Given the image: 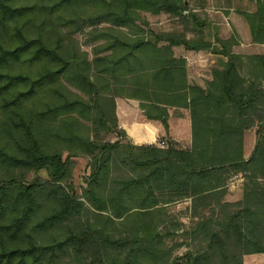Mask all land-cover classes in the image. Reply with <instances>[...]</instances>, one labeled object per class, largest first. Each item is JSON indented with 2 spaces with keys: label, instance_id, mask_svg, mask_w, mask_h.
<instances>
[{
  "label": "trees",
  "instance_id": "trees-1",
  "mask_svg": "<svg viewBox=\"0 0 264 264\" xmlns=\"http://www.w3.org/2000/svg\"><path fill=\"white\" fill-rule=\"evenodd\" d=\"M86 7L93 58L53 18ZM142 11L204 25L185 0H0V264H244L264 253V54L140 33ZM244 16L264 44V0ZM179 46L225 59L205 86L191 83ZM117 96L141 101L138 120L164 146L132 142ZM77 157L91 169L82 195ZM40 171L48 178H27ZM234 177L243 193L231 201ZM185 200L196 248L175 256L169 207Z\"/></svg>",
  "mask_w": 264,
  "mask_h": 264
},
{
  "label": "rangeland",
  "instance_id": "rangeland-1",
  "mask_svg": "<svg viewBox=\"0 0 264 264\" xmlns=\"http://www.w3.org/2000/svg\"><path fill=\"white\" fill-rule=\"evenodd\" d=\"M185 1L189 4V12L198 14L200 23L204 24L203 28L202 26H199L201 30L195 28L192 23L187 27L183 18L179 16H174L165 12L153 14L148 11H142L143 18L148 21L149 24L147 25L143 23V20H139L138 24L141 28L137 31L145 33L146 35L149 34L151 30L159 33H186L188 38L199 39L200 37L205 41L213 43L217 47H222V40L226 41L230 39V41L234 43L232 49L235 53L243 56L258 54L257 52L259 51L264 53V47L261 49L245 48L242 44L243 41H245L243 37L246 36V25L249 26L244 13L256 10V0ZM92 12L93 8L91 7H86L80 11L73 9H67L66 11L57 10L53 17L58 22V26H61L60 29L62 30L63 35L66 36V38L73 37V39L78 42L81 49L89 53L90 58H93L94 49V42H90L91 37L89 34L92 26L86 22L85 18ZM80 17L82 19H80ZM62 21L67 23L64 24ZM177 48V53H183L186 51L184 46H179ZM200 52L204 54V57L199 58V64H204L198 65L195 63L194 65H191L190 70L188 67V73L192 75L194 83H197V79L199 78L205 81L207 80L205 76H203V73L211 74L213 76V69L220 66L221 61L225 59L221 55L213 53L211 49L200 50ZM199 72L201 74H199ZM255 134L256 128L247 132L246 139L247 141L249 139L250 145H253ZM114 137V135H109L107 136V139H114ZM74 161L73 181L78 194L82 195L83 189L87 186L86 179L91 170L89 167V159L86 157H77ZM33 176H40L43 179L48 178L46 171H40L37 174L31 172L27 175V178L31 179ZM230 182H232L230 185V192L226 199L231 201L238 200L242 195L241 182L238 178L232 179ZM169 210L171 216L168 221L170 228L174 230V232L166 239V246L173 250L175 256L183 255L189 249L196 248V243L188 234L193 220L190 211V201L185 200L174 202L170 205Z\"/></svg>",
  "mask_w": 264,
  "mask_h": 264
},
{
  "label": "crops",
  "instance_id": "crops-1",
  "mask_svg": "<svg viewBox=\"0 0 264 264\" xmlns=\"http://www.w3.org/2000/svg\"><path fill=\"white\" fill-rule=\"evenodd\" d=\"M247 24V23H246ZM246 36L243 37L245 41H243V45L245 48H259L261 49L264 47V44H255L252 42V36L251 31L248 25ZM175 54L177 57H183L187 62V70L191 65H194L197 63L198 65L204 64L200 63L199 61L201 57H204V54L200 51H194V50H186L183 53H177L178 48L175 47ZM258 54H264L262 52H257ZM196 64V65H197ZM189 74V73H188ZM199 74H201L199 72ZM205 78L207 79H197V84H200L202 86H205V83L212 80L213 76L211 74H204ZM189 80L191 83H194L192 79V75L189 74ZM116 104H117V116L119 120L120 128L126 131L127 135L130 137L132 142L136 145H159L164 146L165 140L161 141V137L158 135V127L153 121H139L138 116L139 113H144V109L141 107V101L135 98L130 97H124V96H117L116 97ZM183 148H191L192 146V139L187 138L184 140L179 141ZM256 144V134L254 137L253 145L249 144V139L247 141L246 139V150H247V157L250 156L254 146ZM238 178L241 182V185H243V178L241 177H234L232 179ZM231 179V180H232ZM232 182L229 183L228 187L230 190V185ZM242 188V187H241ZM242 193L243 190L241 189ZM242 197V195H241ZM240 199V198H239ZM244 264H264V253H256V254H248L244 257Z\"/></svg>",
  "mask_w": 264,
  "mask_h": 264
}]
</instances>
